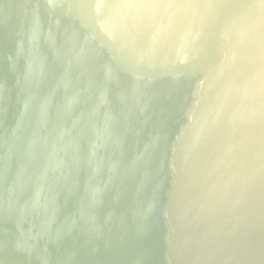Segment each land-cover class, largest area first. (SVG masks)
<instances>
[{
	"label": "water",
	"instance_id": "1",
	"mask_svg": "<svg viewBox=\"0 0 264 264\" xmlns=\"http://www.w3.org/2000/svg\"><path fill=\"white\" fill-rule=\"evenodd\" d=\"M0 264H264V0H0Z\"/></svg>",
	"mask_w": 264,
	"mask_h": 264
}]
</instances>
